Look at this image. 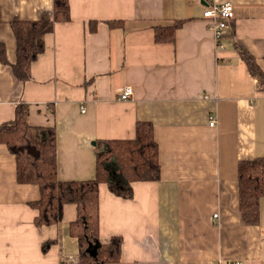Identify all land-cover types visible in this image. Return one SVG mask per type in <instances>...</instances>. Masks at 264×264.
Listing matches in <instances>:
<instances>
[{
    "label": "crops",
    "instance_id": "1",
    "mask_svg": "<svg viewBox=\"0 0 264 264\" xmlns=\"http://www.w3.org/2000/svg\"><path fill=\"white\" fill-rule=\"evenodd\" d=\"M213 2L234 5L224 48L203 15ZM69 3L71 18L45 35L31 80L21 83L0 61V124L27 101L32 125L56 128L58 178L84 180L96 175L98 140L133 139L139 120L153 123L160 178L132 182L131 197L100 184L99 242L90 253L121 235L118 264H264V197L259 223L246 222L238 179L240 160L264 156V89L237 48L264 71V0ZM0 8V41L14 63L10 22L51 18L54 0H0ZM176 20L184 24L174 40L156 41L155 27ZM126 84L133 94L122 99ZM40 197L37 183L18 181L16 156L0 143V264H90L70 232L77 205L38 226L30 203Z\"/></svg>",
    "mask_w": 264,
    "mask_h": 264
},
{
    "label": "trees",
    "instance_id": "2",
    "mask_svg": "<svg viewBox=\"0 0 264 264\" xmlns=\"http://www.w3.org/2000/svg\"><path fill=\"white\" fill-rule=\"evenodd\" d=\"M69 0H54L51 18L40 20H13L10 22L17 40V59L10 63L4 43L0 41V61L9 64L17 80L25 84L32 78L31 65L45 49V35L55 29L58 21L70 20ZM0 8V28L2 25ZM184 24L176 20L170 25L155 27V40L173 41L176 30ZM91 30L96 21H91ZM249 71L264 89V71L255 57L237 45ZM30 104L20 99L14 117L0 124V143H5L16 156L17 179L20 183H37L41 197L30 204L39 210L35 217L38 226L51 225L63 219L67 203L77 205V216L70 223V232L79 241L80 258L90 264H118L121 260L123 237L112 236L100 243L96 255L89 252L99 242L100 197L99 186L106 182L116 194L131 197L132 182L157 180L161 165L159 146L151 121L137 122L133 139L98 140L96 175L92 179L60 180L57 175V134L54 126H34L29 121ZM239 205L243 219L258 224L261 217V199L264 197V156L238 162ZM49 243H44L46 249Z\"/></svg>",
    "mask_w": 264,
    "mask_h": 264
},
{
    "label": "built area",
    "instance_id": "3",
    "mask_svg": "<svg viewBox=\"0 0 264 264\" xmlns=\"http://www.w3.org/2000/svg\"><path fill=\"white\" fill-rule=\"evenodd\" d=\"M203 15L208 22V27L213 31L217 47L224 48L225 45L223 43V39L226 34L227 28L229 27V24L234 17L233 3L231 2L210 3L205 7ZM132 94H133V85L126 84L122 88L121 98L128 99L132 96ZM215 122L216 119L215 117L212 116L210 125L213 126ZM214 216H217V213L214 214ZM217 264H220V262H218ZM226 264H245V263L241 260H237L233 262H227Z\"/></svg>",
    "mask_w": 264,
    "mask_h": 264
},
{
    "label": "water",
    "instance_id": "4",
    "mask_svg": "<svg viewBox=\"0 0 264 264\" xmlns=\"http://www.w3.org/2000/svg\"><path fill=\"white\" fill-rule=\"evenodd\" d=\"M93 144H96V141H93ZM90 248V247H89ZM90 250V249H89ZM90 252V251H89ZM92 255H96V252H92Z\"/></svg>",
    "mask_w": 264,
    "mask_h": 264
}]
</instances>
